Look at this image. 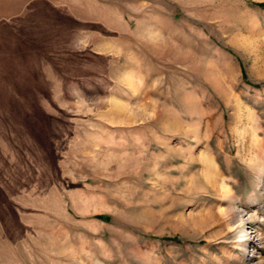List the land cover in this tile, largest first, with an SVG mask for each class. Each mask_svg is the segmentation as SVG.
I'll return each instance as SVG.
<instances>
[{
    "label": "rangeland",
    "instance_id": "obj_1",
    "mask_svg": "<svg viewBox=\"0 0 264 264\" xmlns=\"http://www.w3.org/2000/svg\"><path fill=\"white\" fill-rule=\"evenodd\" d=\"M0 264H264V0H0Z\"/></svg>",
    "mask_w": 264,
    "mask_h": 264
}]
</instances>
